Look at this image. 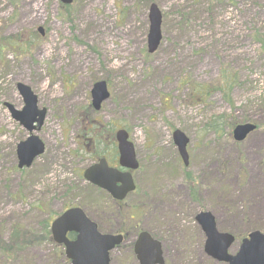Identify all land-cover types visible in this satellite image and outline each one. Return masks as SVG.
<instances>
[{
  "label": "rangeland",
  "instance_id": "1",
  "mask_svg": "<svg viewBox=\"0 0 264 264\" xmlns=\"http://www.w3.org/2000/svg\"><path fill=\"white\" fill-rule=\"evenodd\" d=\"M151 4L162 40L148 54ZM0 47V240L14 225L38 232L71 207L105 232H128L110 264H135L140 230L161 243L164 264H221L203 251L201 211L235 237L232 255L254 227L264 233V0H0ZM100 81L109 99L94 112L90 91ZM17 84L46 111L33 132L44 153L21 171L16 146L29 134L4 106L24 107ZM242 124L254 132L236 144L232 130ZM119 129L139 163L137 192L122 208L82 180L97 158L114 164ZM174 130L189 140L186 169ZM57 252L42 243L10 258L0 252V264H68Z\"/></svg>",
  "mask_w": 264,
  "mask_h": 264
},
{
  "label": "water",
  "instance_id": "2",
  "mask_svg": "<svg viewBox=\"0 0 264 264\" xmlns=\"http://www.w3.org/2000/svg\"><path fill=\"white\" fill-rule=\"evenodd\" d=\"M60 4L68 6L73 0H59ZM147 52L154 53L161 42V14L158 8L151 4L148 9ZM42 35V29H38ZM17 91L22 98L24 107L16 111L8 104H4L11 118L17 122L29 137L16 146L17 169H28L33 161L43 154L44 146L32 133L43 124L45 110L37 109V98L30 88L17 84ZM91 107L99 111L100 106L109 98L104 82L93 85L90 91ZM250 125H238L232 131L233 140L243 142L253 131ZM118 152V167L126 172L109 168L104 159L84 170L82 178L88 184L107 193L114 201H122L127 194L134 191V184L130 172L138 169L133 145L128 141V134L124 130L115 133ZM172 141L184 167L188 166L186 146L188 139L176 130L172 134ZM195 221L204 235L203 251L208 258L224 264H264V235L258 231L251 232L243 239L235 255L228 254L234 243V238L216 229L213 216L209 212L196 215ZM50 234L54 244L61 246L64 257L69 264H109V252L122 242L120 235H103L97 231L94 223L87 219L81 209L71 208L62 213L50 225ZM73 234L69 240L67 235ZM133 253L139 264H163L160 244L141 232L133 246Z\"/></svg>",
  "mask_w": 264,
  "mask_h": 264
},
{
  "label": "trees",
  "instance_id": "3",
  "mask_svg": "<svg viewBox=\"0 0 264 264\" xmlns=\"http://www.w3.org/2000/svg\"><path fill=\"white\" fill-rule=\"evenodd\" d=\"M1 50H2V48L0 47V51ZM197 88L200 89V92L203 96L209 95V94H207L208 91L204 90V88H202L200 86ZM101 128H103V127L101 126ZM183 176H184L185 184L187 186H189V191H190L192 200H194V199L196 200L197 189H196V185L193 183L191 175L189 173L185 172ZM92 189L103 197L102 200L104 202L108 199V197L103 192H100L95 188H92ZM110 213L115 214V212H113V211H110L109 214ZM95 223H97V222H95ZM98 229L100 232H105V231L101 230L99 226H98ZM253 230H260V229L254 227ZM42 243H49V244L51 243L52 244V241L50 239L47 221L42 222L40 224V229L38 232H33L32 230L26 229V228L21 227V226L19 227V225H14L11 232H10L8 242H4V241L0 240V252L4 257L10 258V257H13V256L23 252L25 249L40 246ZM56 254H58V257H56L58 262L65 263V260L62 256V253L57 252Z\"/></svg>",
  "mask_w": 264,
  "mask_h": 264
},
{
  "label": "flooded vegetation",
  "instance_id": "4",
  "mask_svg": "<svg viewBox=\"0 0 264 264\" xmlns=\"http://www.w3.org/2000/svg\"><path fill=\"white\" fill-rule=\"evenodd\" d=\"M107 163H108V166L109 167H111V168H117V166H116V164L115 163H117V156H116V159H115V162H114V164L112 165L111 164V162L107 159ZM134 183H135V186L137 187V185H136V182L134 181ZM115 203V205L117 206V207H123L124 206V201H122V202H114ZM136 217L135 216H132V217H130V220H134ZM50 225V224H49ZM115 234H119V235H121V236H123V244L121 245V246H124L126 243H125V241H126V239H127V237H128V232H125V231H118L117 233H114V235ZM69 237V239L71 240V239H73L71 236H68ZM133 243L134 242H132L131 243V246H133ZM120 246V247H121ZM119 248V247H118ZM118 248H116V249H118ZM130 248V247H129ZM115 249V250H116ZM126 249H128V248H126ZM131 249V252H132V247L130 248ZM134 259H135V257H134ZM135 264H138L137 263V261L135 260Z\"/></svg>",
  "mask_w": 264,
  "mask_h": 264
}]
</instances>
